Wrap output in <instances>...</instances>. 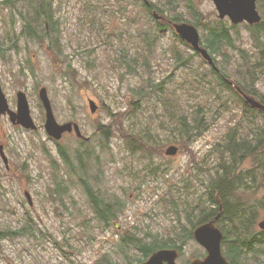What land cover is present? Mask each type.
I'll return each instance as SVG.
<instances>
[{"label": "rangeland", "instance_id": "374dc122", "mask_svg": "<svg viewBox=\"0 0 264 264\" xmlns=\"http://www.w3.org/2000/svg\"><path fill=\"white\" fill-rule=\"evenodd\" d=\"M12 1L0 0V41L10 44L11 39L18 38L17 46H11L7 55H0V81L12 109H16L17 92H26L38 128H22L12 124L7 115H0V143L5 145L11 165L8 170L0 157V231L7 227L19 229L27 223L33 227L35 236L0 235V264H95L104 252L113 256L118 264H127L128 257L139 262L141 254L136 247L120 253L124 230L136 231L140 237L149 231L159 239L180 231L179 224L187 222L189 213L196 216V206L206 199L203 182L220 160L215 145L230 127L237 125L246 135L253 132L254 125L264 123V113H257L252 122V114L244 111L234 87L220 89L216 79L213 85L202 83L201 89L196 86V72H209L210 66L201 55L194 56L186 66L178 64L175 56L177 48L184 56L193 52L188 43L181 42L169 22L179 10H184L188 18L189 2L198 7L205 21L218 19L233 23L228 18H219L213 0H174L179 4L171 8L163 6L168 4L167 0H147L164 11L157 8L149 11L144 6L146 0H54L63 49V55H56L48 48L51 44L48 39L41 42L21 34L24 23L21 13L33 12L29 8L30 0H14L16 6ZM31 3L38 6L37 0ZM154 12L162 18L155 19ZM260 12L264 13V9ZM159 22L168 27L157 33L150 52L144 31L153 34ZM237 25L236 48L225 49L233 56L228 65L229 75L222 74L234 85H240L239 74L234 72L243 61L237 47L248 51L252 61L261 59L246 23ZM197 27L203 35V25ZM37 31L42 33V30ZM123 50L128 51L129 59L140 55L139 51L145 52L149 56L148 68L143 67L140 60H132L134 64L129 65L128 58L122 57ZM259 76L256 87L264 92V71H259ZM148 78L152 80L148 82ZM42 86L47 88L57 120L74 121L80 126L82 137L72 131L58 140L73 157L84 139H88L90 145L99 144L100 124L114 126L109 147L101 153L105 169L102 184L108 192L126 198L127 207L119 221L109 228L102 229L78 184L63 194V201L52 196L50 188L55 186V175L57 178L59 170H64L65 166L58 152L59 145L44 128V109L38 95ZM142 86L152 88L151 94L141 98L139 106H131L130 102L137 99L132 89ZM249 95L260 100L258 95ZM174 98L190 109L199 103L213 106L209 112L213 123L204 135L191 141L175 142L169 130L160 129L161 121L168 120L165 104ZM89 99L99 106L95 113L90 110ZM222 100L228 101V108H217ZM147 122L158 127L163 138L157 148L160 151L153 156L130 152L120 131L123 125L127 132H132L130 127L140 128ZM170 145L178 146L175 155H166ZM253 163L250 157L240 167L252 170L256 167ZM254 176V183L258 185L261 175ZM26 190L31 193L32 204L25 196ZM241 195L250 204L262 203L264 185L253 191L244 190ZM174 201L181 212L180 221ZM257 209L260 220L264 217V204ZM147 240L153 241V237ZM204 254L205 249L194 238L189 239L183 244L177 262L186 264L191 258ZM258 255L257 252L255 258H250L249 264H264V253Z\"/></svg>", "mask_w": 264, "mask_h": 264}, {"label": "trees", "instance_id": "16d2710c", "mask_svg": "<svg viewBox=\"0 0 264 264\" xmlns=\"http://www.w3.org/2000/svg\"><path fill=\"white\" fill-rule=\"evenodd\" d=\"M37 2L38 6H31L32 3L30 0L29 8L33 9L32 13H21L24 17L21 34L25 35L28 39H38L41 42L46 38L51 42L48 48L54 51L56 55H63L59 35L60 28L53 9L54 0H37ZM4 3L8 4V1H4ZM167 3L163 6L171 8L179 4L174 3V0H167ZM11 4L16 6L14 0ZM258 5L259 9L263 10L264 0H258ZM144 6L149 11L155 8L164 11V8L159 7L155 2L150 4L144 3ZM187 8L189 9L188 18L184 10H179L170 19L175 22H190L196 26L203 25V44L210 50L215 58L216 65L220 69L218 71L212 66H209V72L206 70L201 72L197 71L196 86L201 89L202 83L213 85L212 81L216 79L217 86L220 89H224L225 87L232 90L233 87L222 77V74L229 75L228 65L233 56L226 52L225 49L236 48L234 32L236 35L238 34V25L229 24L226 20L218 19L205 21L203 13L192 2L187 4ZM262 14L263 19L260 23L255 25L246 24L255 47L259 49L261 59L252 61L248 51L237 47L238 52L243 57V61L238 65L237 71L234 74H239V86L248 94L258 95L260 102L264 104V92L256 87L260 77L259 71H264V13ZM167 27V24H161L159 22L156 27V32L154 30L153 34L149 30L144 31V39L148 41L147 49L150 52L153 51L152 46L157 40V33L165 31ZM37 29L40 32L42 30V33H39ZM17 39H11L10 44H4L6 41L1 40L0 55H7L11 46H17ZM181 42L186 44L183 40ZM123 53L122 57L124 59L128 58L131 61H127L129 65L134 64L132 60H140L142 66L146 69L148 68L149 56L145 52H137L140 55L134 59H129L128 51L125 52L123 50ZM196 55L199 54L192 52L184 56L178 48L175 54L178 64L184 66L188 65ZM70 67L71 64L69 63L68 68ZM210 74H212L211 79H207ZM151 80V78L147 79L148 82ZM153 86H156V84H153ZM151 90L152 88H146L145 86L132 89L137 99H133L130 102L131 106H139L141 98L151 94ZM233 90L240 96L244 111L252 114V122H254L257 113H264V109L251 107L245 102L237 90ZM217 96L218 99H222L221 94L218 92ZM165 106H168L166 109L168 120L161 121L160 129L169 130L174 137L172 141L184 142L201 137L210 129L213 123V120H211L212 117L209 118V112L213 106L199 103L190 109L177 98L169 100ZM221 107L228 108V101H219L217 108L220 109ZM109 113L111 117H114V114L110 110ZM143 124L140 128L130 127L132 132H127L126 127L123 125L120 131L123 134V139L130 152L153 156L160 151L157 148L162 144L160 141H163L161 131L158 127H152L151 122ZM253 127V130L251 128V132H253L247 133L246 135L238 129L237 125L230 127L228 132L215 145L216 150L220 153V160L214 170H210L206 175L207 178L203 182L205 185L206 199L200 205L196 206L198 211L196 216H191L190 213H187V222L180 223L181 230L175 231V234L169 238H155L149 231L140 237L136 231L126 229L124 230L126 234L123 235V240L119 243L120 253H125L128 248L136 247L141 254V258L138 261H142L153 251L160 248H178L181 250L187 240L193 239V229L197 225L215 220L216 224L224 233L222 242L223 250L230 262L234 264H249V259L252 257L255 258L257 252L259 254L258 256L262 255L264 253V230H260L257 225L258 218L260 217L257 207L262 206L264 201L262 200V203L250 204L251 202L242 198L241 195L244 190L248 189L253 191L259 185H264V123L260 125L256 124ZM113 128V124H100L97 129L101 135L99 144L90 145L88 141H81L80 147L76 148L74 152V157L67 148L59 145L57 142V145H59L58 152L65 169L59 170L60 175L57 178L55 175V186L54 188H50L52 196H56L63 201V194L68 193L72 185L78 184V187L82 189L86 200L92 208L97 221L103 226L102 229L109 228L115 222H118L121 214L125 212L127 207L126 198L119 196L116 192H108L103 188L102 184L105 169L102 167L103 160L101 153L103 151L105 153L109 147L110 139L114 136L115 132ZM250 157L254 160L253 164L256 167L246 171L241 169L240 164ZM54 162L55 160L52 161L53 167ZM256 173L261 175L258 185L254 183V175ZM65 177L68 179L73 178V180H66ZM171 191L169 189V192ZM173 206L180 221L181 212L176 207L177 203L175 201ZM32 229L33 227L26 223V225L15 230L7 227L5 230L0 231V235L17 236L30 234L35 236ZM115 229H118L117 225ZM150 236L153 237V241L147 240ZM133 260V257H128L127 264H134L135 262ZM95 264H118V262L109 253L104 252L96 260Z\"/></svg>", "mask_w": 264, "mask_h": 264}, {"label": "water", "instance_id": "95a60500", "mask_svg": "<svg viewBox=\"0 0 264 264\" xmlns=\"http://www.w3.org/2000/svg\"><path fill=\"white\" fill-rule=\"evenodd\" d=\"M218 10L219 18L223 19L229 17L231 22L238 24L241 22H248L255 24L261 21L262 16L257 7V0H213ZM156 18L161 16L154 12ZM177 33L180 37L199 52L215 69L213 56L209 50L201 43V34L199 29L187 22L173 23ZM232 83V82H230ZM238 89L242 92L241 88ZM246 101L253 107L264 108V104L254 97L244 94ZM39 97L46 111L45 130L55 139H61L65 132H76L77 136H82L78 123L68 121L60 123L55 117L53 107L48 96L47 88H41ZM89 106L92 113L98 109V104L93 100H89ZM8 113L10 121L14 124H20L26 128L37 129V124L31 115L30 104L26 92L20 90L17 92V110L10 108L7 96L2 88L0 82V114ZM178 152L176 145H170L166 149L167 155H175ZM0 157L9 168V158L5 152L4 144H0ZM29 202L32 204V197L29 191L25 192ZM259 226L264 229V219L259 222ZM195 239L206 249L207 254L204 258L194 257L190 264H232L223 254L222 240L223 232L215 224L214 220L199 224L193 230ZM179 257V250L177 248H161L154 251L145 261L135 264H179L177 258Z\"/></svg>", "mask_w": 264, "mask_h": 264}, {"label": "flooded vegetation", "instance_id": "af4514ba", "mask_svg": "<svg viewBox=\"0 0 264 264\" xmlns=\"http://www.w3.org/2000/svg\"><path fill=\"white\" fill-rule=\"evenodd\" d=\"M12 109V108H11ZM16 109H17V94H16ZM16 109H13L14 111L16 110ZM0 115H7L8 116V118H9V115H8V113H5V114H0ZM12 123V122H11ZM13 124V123H12ZM14 125H17V124H14ZM18 126H20V125H18ZM0 144H3V143H0ZM4 147H5V145H4ZM6 149V148H5ZM6 151V150H5ZM6 168L9 170V169H11V165H10V161H9V168L6 166ZM259 228V227H258ZM260 229V228H259ZM261 230V229H260ZM232 263V262H231ZM234 264V263H233Z\"/></svg>", "mask_w": 264, "mask_h": 264}]
</instances>
